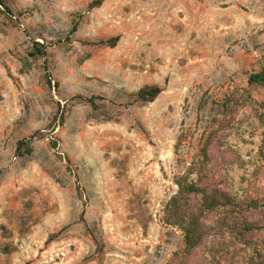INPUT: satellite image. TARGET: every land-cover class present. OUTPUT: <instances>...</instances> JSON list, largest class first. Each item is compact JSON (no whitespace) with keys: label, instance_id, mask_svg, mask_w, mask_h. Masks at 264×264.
<instances>
[{"label":"rangeland","instance_id":"1","mask_svg":"<svg viewBox=\"0 0 264 264\" xmlns=\"http://www.w3.org/2000/svg\"><path fill=\"white\" fill-rule=\"evenodd\" d=\"M91 1L0 11V264H264V87L249 85L264 0ZM147 85L164 91L137 102ZM194 164L260 206L201 211L194 197L207 233L186 255L163 208Z\"/></svg>","mask_w":264,"mask_h":264},{"label":"trees","instance_id":"2","mask_svg":"<svg viewBox=\"0 0 264 264\" xmlns=\"http://www.w3.org/2000/svg\"><path fill=\"white\" fill-rule=\"evenodd\" d=\"M106 0H93L88 4L87 11L91 12L95 8H100ZM0 11L4 14H13L12 8L8 5V0H0ZM82 16V15H81ZM79 20H75L72 33H75L78 29ZM120 37H114L107 42L111 46H116ZM35 43V52H32L33 57H45L47 51L44 49V45L40 42ZM105 44L104 41L101 42ZM249 85L264 87V68L260 72H254L249 76ZM164 91L159 85H147L140 89L136 94V101L141 103L154 102ZM78 98L87 101L92 106H97L98 100H105L102 96L84 97L77 96ZM228 106V105H226ZM40 134V133H39ZM38 135H33L27 138L20 139L17 142L15 154L17 157L31 156L34 152L33 141ZM211 142L204 141L202 147V161L209 160V147ZM179 146V145H178ZM55 147V146H54ZM199 164H194V168H190V172L186 176H181L177 179L178 191L164 204V222L167 225L178 227L184 234V253L190 255L195 249H197L202 243L207 233L205 224L202 222L201 214L194 207L193 198L198 197L200 199L201 211H216L223 208L226 212L234 214L235 212L250 208L259 207L260 205L256 200H250L249 202L238 201L237 198L230 193L220 190L215 187L208 180L207 173L202 170H198ZM198 171V179H191L189 176ZM79 195L82 196V188L78 186ZM248 230L255 229L254 226H246Z\"/></svg>","mask_w":264,"mask_h":264}]
</instances>
